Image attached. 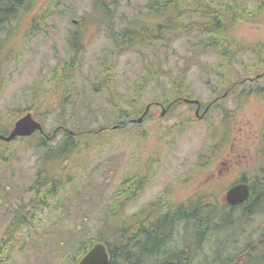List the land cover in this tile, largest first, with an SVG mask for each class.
Segmentation results:
<instances>
[{
    "label": "rangeland",
    "instance_id": "1",
    "mask_svg": "<svg viewBox=\"0 0 264 264\" xmlns=\"http://www.w3.org/2000/svg\"><path fill=\"white\" fill-rule=\"evenodd\" d=\"M253 1L247 0L249 9ZM102 2L23 0L14 7L13 15L5 17L0 24V129L9 128L17 110L28 103L23 101L24 97L27 96L29 101L33 97L32 91L43 92L44 100L39 108L48 115L42 124L46 133L53 129L58 112L55 108L60 98L57 93H63V90L55 89L50 79L53 69L68 55L69 37L81 44V66L75 77V85L81 92L77 105L84 100L87 108L97 110L101 104L108 108V102L90 90L91 83L100 82L94 79L102 67L112 72L111 80H105L103 73V89L114 85L119 96L131 92V86L145 71L146 62L138 51L113 53L106 29L124 27V21L136 15L145 0ZM100 4L105 8L102 9ZM262 9L256 21L241 23L232 30L244 44L264 43V4ZM156 49L157 56L151 60H155L163 71L171 70L173 74L182 69L185 85L194 95L200 96L201 102L206 103L213 97L209 89L214 83L227 86V82H221L215 71L210 70L220 60L212 50L197 51L192 56L184 39L171 40L165 51L164 47ZM243 52L238 54L239 60L233 65L231 77L251 75L255 55L248 50ZM259 57L264 59V54ZM262 84L264 77L259 79V85ZM170 85V76L160 75L158 82L152 81L143 90L140 101L148 102L160 96L163 89L171 88ZM246 86L238 85L220 101L226 104L227 113L211 107L207 120L196 119L195 108L186 104L177 105L163 115H160L161 109H153L154 114L141 128L129 125L112 129L98 138L79 143L70 162L60 168L63 179L58 189L46 197L44 205L28 210L30 224L26 226L14 227L10 222L15 219L17 208L19 210L20 205L27 204L35 195L30 188L39 155L35 148L36 138L0 144V239L7 234L13 235L12 249L0 254V264H70L66 256L72 252L74 236L82 235L86 239L89 235H100L111 243L112 234L106 231L105 225L102 226L104 207L111 203L114 190L123 177L132 172L149 170L141 191L128 202L126 214L138 212L166 189L174 199L183 202L213 185L227 184L242 173L264 172L260 168L264 163L260 148L264 141L261 134L264 96L243 95L239 99L240 93L251 90ZM89 119L91 126L104 122L100 115ZM140 130L145 137L139 138ZM221 134L229 135L230 139L224 153L210 165H201L197 153L209 148L214 136ZM147 158L151 159L143 165ZM220 194L224 200L225 190H220ZM78 202L84 210L83 215ZM242 227L245 230L239 239L242 248L248 240L247 234L252 239L258 236L264 239V212L238 230ZM100 231L102 234H96ZM177 234L188 233L180 229ZM198 261L199 257H196L193 264H199Z\"/></svg>",
    "mask_w": 264,
    "mask_h": 264
},
{
    "label": "trees",
    "instance_id": "2",
    "mask_svg": "<svg viewBox=\"0 0 264 264\" xmlns=\"http://www.w3.org/2000/svg\"><path fill=\"white\" fill-rule=\"evenodd\" d=\"M22 1L0 0V24L4 22L5 17L14 14V7ZM95 1L103 3V0ZM263 4L264 0H255L249 9L247 0H145L144 6L139 8L137 14L124 21V27L106 29L114 49L113 53L141 52L146 62L143 68L145 71L137 77L131 86V92L119 96L114 85L103 89L102 75L105 74V80H111L112 72L102 67L99 76L94 79L95 82H100L90 84V90L102 101L108 102V108L101 107V104L97 107L99 110L87 108L84 100L77 105L76 100L81 92L75 85V77L77 69L81 66V44L77 39L69 37L71 48L68 55L53 69L50 79L55 89L63 90V93H57L60 98L55 108L58 112L53 129L49 133L45 132L44 136L37 132L39 134L18 138L22 141L36 138L35 148L39 155L35 178L30 188L35 195L30 202L20 205L24 212L21 210L19 220L12 219L11 225L16 227L30 224L27 218L28 210L44 205L46 197L58 189L63 179L60 168H65L70 162L79 143L98 138L112 129L126 128L129 125L135 129L141 128L144 121L154 114L153 109H161V106L168 107L166 112L181 104L195 108V104L183 101V98L200 99V96L194 95L189 86L185 85L184 71L179 69L174 74L171 70L163 71L156 65L155 60H151V57L157 56L156 48L164 47L165 51L171 40L184 39L188 50L192 51V56L196 55L197 51L210 49L220 58L210 70L215 71L221 82L228 84L223 87L222 83H214L209 89L213 96H222L226 92L228 97L238 85L252 86L256 83L255 87L246 86L245 88L251 90L240 93L239 99L243 95L264 96V84L259 85V79L264 77V59L259 57L264 54V43L257 41L244 44L232 33L241 23L256 21L263 10ZM100 5L102 9L105 8ZM245 50L255 55L251 62V75L231 77L233 65L239 60L238 54L244 53ZM160 75L170 76L171 88L167 91L163 89L160 96L148 102L140 101L143 90L152 81L158 82ZM31 94L33 97L30 101L27 96L24 97L23 101L28 103L17 110L15 118L30 112L35 119L43 123L42 120L48 115L39 108L44 94L41 91H32ZM147 105L149 109L143 120L140 123L132 122L131 119L143 114ZM225 106V103L217 102L212 107L227 113ZM98 115L102 116L104 122L91 126L89 118L96 119ZM206 115L204 118L207 120ZM12 122L9 128L13 125ZM9 128L0 129V133L7 134ZM262 128L261 134L264 136V124ZM138 136L142 138L145 134L140 130ZM228 137L227 134L214 136L215 140L210 147L197 153L199 163L210 165L216 157L222 155L230 141ZM6 143L9 142L0 139V144ZM260 148L264 154V141ZM150 159L144 160L143 165ZM260 168L264 170V163ZM147 174L149 170L144 168L143 172L135 171L124 176L114 190L111 203L105 205L102 226L105 225L106 231L112 234L113 241L107 242L100 235H89L86 239L82 235L78 238L74 236L72 252L69 251L66 256L70 264H77L96 242H103L107 246L110 254L108 264H193L196 257H199V264H264L263 236L252 239L250 234H247L248 240L242 248L239 239L245 230L243 227L238 230L250 219L264 212V172L252 175L242 173L227 184L224 182L222 185H213L183 202L174 199L169 193L170 190L166 189L160 197L146 204L138 212L126 214L128 202L141 191ZM237 181L246 182L250 194L243 203L230 205L221 199L220 190H226ZM78 207L83 215L84 210L79 202ZM180 229L188 234H177ZM102 231L96 234H102ZM233 231L237 234H230ZM12 238V234L3 236L0 240V254L11 251Z\"/></svg>",
    "mask_w": 264,
    "mask_h": 264
},
{
    "label": "water",
    "instance_id": "3",
    "mask_svg": "<svg viewBox=\"0 0 264 264\" xmlns=\"http://www.w3.org/2000/svg\"><path fill=\"white\" fill-rule=\"evenodd\" d=\"M185 102L198 103V99H183ZM149 106L147 105L143 114L133 119L132 121L140 123L143 116L147 113ZM198 108L196 109V113ZM165 113V108L162 107L160 115ZM35 131H43L42 124L36 120L31 113L18 118L12 129L8 134H0V139L4 141H11L15 137L30 136ZM249 186L246 182H237L232 184L225 192V201L230 205H237L244 202L249 196ZM110 261V254L106 245L102 242L94 243L89 250L79 259L77 264H108Z\"/></svg>",
    "mask_w": 264,
    "mask_h": 264
},
{
    "label": "flooded vegetation",
    "instance_id": "4",
    "mask_svg": "<svg viewBox=\"0 0 264 264\" xmlns=\"http://www.w3.org/2000/svg\"><path fill=\"white\" fill-rule=\"evenodd\" d=\"M226 97V92L224 93V94H222V96H219V95H215V96H213L207 103H203V102H201V101H199V103H197V104H195V115L198 117V119H203L202 117H204L205 115H206V113L210 110V108L214 105V104H216L217 102H220V101H222L224 98ZM166 109L168 108V107H165ZM198 108V111H197V113H196V109ZM34 133H36V132H34ZM33 133V134H34ZM41 135H46V133H45V131H44V133H41ZM228 150V149H227ZM226 150V151H227ZM237 182H241V181H237ZM234 183H236V182H234ZM233 183V184H234ZM232 185V184H231ZM249 190H250V188H249ZM249 194H250V192H249ZM247 200V199H246ZM245 200V201H246ZM224 201H225V199H224ZM243 203V202H242ZM21 210H23V209H20V210H16V212H14V214H15V219L17 218V220H19V218H18V216H19V214L21 213L20 211ZM5 233V232H4ZM7 234V233H6ZM3 238V237H2ZM2 238L0 239V240H2Z\"/></svg>",
    "mask_w": 264,
    "mask_h": 264
}]
</instances>
